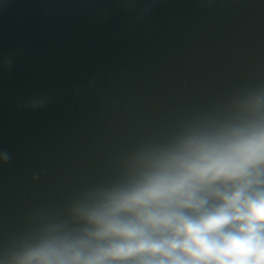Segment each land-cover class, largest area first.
<instances>
[{
  "label": "water",
  "instance_id": "95a60500",
  "mask_svg": "<svg viewBox=\"0 0 264 264\" xmlns=\"http://www.w3.org/2000/svg\"><path fill=\"white\" fill-rule=\"evenodd\" d=\"M146 2L0 0V151L13 157L0 249L111 182L136 147L264 84V0H155L142 15Z\"/></svg>",
  "mask_w": 264,
  "mask_h": 264
},
{
  "label": "clouds",
  "instance_id": "9594fccd",
  "mask_svg": "<svg viewBox=\"0 0 264 264\" xmlns=\"http://www.w3.org/2000/svg\"><path fill=\"white\" fill-rule=\"evenodd\" d=\"M12 158L0 151V164ZM0 264H264V84L136 147L63 211L34 214Z\"/></svg>",
  "mask_w": 264,
  "mask_h": 264
}]
</instances>
